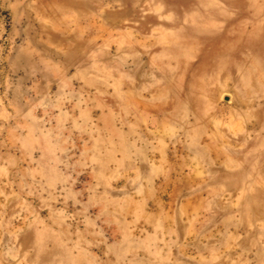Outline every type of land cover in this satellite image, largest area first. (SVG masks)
Masks as SVG:
<instances>
[{
    "label": "rangeland",
    "instance_id": "1",
    "mask_svg": "<svg viewBox=\"0 0 264 264\" xmlns=\"http://www.w3.org/2000/svg\"><path fill=\"white\" fill-rule=\"evenodd\" d=\"M0 264H264V0H0Z\"/></svg>",
    "mask_w": 264,
    "mask_h": 264
}]
</instances>
